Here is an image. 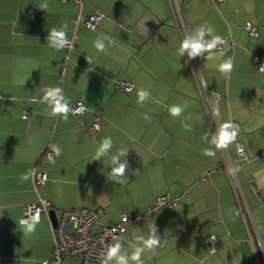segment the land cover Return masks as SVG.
Instances as JSON below:
<instances>
[{"label": "crops", "instance_id": "1", "mask_svg": "<svg viewBox=\"0 0 264 264\" xmlns=\"http://www.w3.org/2000/svg\"><path fill=\"white\" fill-rule=\"evenodd\" d=\"M173 1L183 31L168 0H0V264L50 259L52 229L72 208L99 211L93 230L138 216L116 241L121 254L142 247L155 225L161 245L145 249L144 264H264V72L253 62L264 60V0ZM92 13L101 15L96 26L77 24ZM247 22L255 35L243 29ZM64 24L66 39L75 33L73 46L50 47V31ZM201 25L212 27L223 45L181 57V41ZM97 38H107L103 52L94 46ZM229 58L234 66L225 74L219 66ZM199 79L215 101L217 129ZM119 80L131 90H116ZM57 87L83 111L66 120L54 116L43 97L45 88ZM141 88L150 93L143 103ZM173 105L184 107L182 115L169 113ZM95 114L100 126L91 135L85 127ZM226 121L239 135L227 149H215L211 141ZM105 137L112 149L95 160ZM205 148L216 156L204 155ZM47 149L53 161L43 159ZM121 150H127L119 157L128 165L124 184L110 175L111 155ZM34 168L46 176L36 187ZM158 196L169 203L150 210ZM39 199L50 202L40 220L22 222L25 207ZM66 229L72 231L71 223Z\"/></svg>", "mask_w": 264, "mask_h": 264}, {"label": "built area", "instance_id": "2", "mask_svg": "<svg viewBox=\"0 0 264 264\" xmlns=\"http://www.w3.org/2000/svg\"><path fill=\"white\" fill-rule=\"evenodd\" d=\"M71 1L77 5H80L82 0H62ZM215 2H221L223 0H214ZM172 11L175 14L176 26L179 30L183 31V22L179 17V8L176 6L173 0H168ZM101 18V15L92 13L84 17L78 18V23L82 22L87 28H93L96 26ZM243 29L250 35L256 34V26L245 23ZM75 41V33L70 39H66L65 43L58 45L64 48H69L73 46ZM223 41L218 44L223 45ZM254 65L260 70L261 66H264V60L258 57H253ZM199 87L201 92L205 97V106L207 109L208 116L214 124L215 129L218 128L217 125V108L215 101H210L207 98V90L204 83L199 79ZM114 88L119 91L128 92L131 90L132 85L126 81H116ZM51 89L45 88L44 95L47 94ZM71 114L77 115L83 111V105L77 102L71 105ZM27 111L24 112V115ZM100 124V115L95 114L93 120L88 124L85 129L88 134H94L98 129ZM237 152L243 154V148L239 142L236 143ZM43 159L46 161H53L55 159L54 154L51 150H45L43 153ZM46 179L45 173L43 171H38L35 168L31 172V182L33 187L42 184ZM168 200L165 196H158L154 204L149 208L153 210L158 206L168 204ZM50 202L45 199H39L37 202L28 204L25 207L24 218L22 222H26L27 219H32L37 222L40 220L41 215L45 213L46 208L49 206ZM170 204L174 205V202ZM99 211L89 210L84 208H72L65 210L61 213L60 219L54 229H52V250L51 257L48 260L43 261V264H62L66 258H77L79 264H107L108 251L116 244L121 232L124 230L125 226L133 219H137L138 216L130 218L128 216L122 215L121 220L117 223H112L108 225H101L97 230H93V225L98 221ZM71 223L72 231H67V224ZM208 244L213 248L215 240L213 237L207 238Z\"/></svg>", "mask_w": 264, "mask_h": 264}, {"label": "clouds", "instance_id": "3", "mask_svg": "<svg viewBox=\"0 0 264 264\" xmlns=\"http://www.w3.org/2000/svg\"><path fill=\"white\" fill-rule=\"evenodd\" d=\"M67 24L61 26L60 29H52L48 36V42L50 47H57L58 45H62L66 41L67 36ZM214 29L207 25H201L198 27L196 35L191 37H186L181 41L179 54L181 57L184 56L185 52H187L188 57L190 59L196 58L198 56H202L205 52L211 53L212 50L216 49L217 45L220 44L223 39L218 35H213ZM206 35H212V39L206 41L204 37ZM107 38H97L94 43L95 48L99 52H103L105 50V41ZM233 61L229 58L224 60L219 68L220 71L225 74L229 73L233 68ZM260 71L264 72V66L260 67ZM21 85L25 84V81H18ZM138 102L143 103L145 100L149 99L150 93L145 89L141 88L137 92ZM43 100L47 102L51 109V113L55 115H63L66 120L68 114L72 109L70 108V101L62 94L60 88H52L47 94L43 97ZM169 113L173 117H179L182 115L184 111V107L180 105H173L168 109ZM144 119L150 120L151 118L147 115L144 116ZM186 130L191 131V126L188 124H184ZM239 135L238 127L231 121H226L222 123L213 136L211 143L214 145L215 149H227L230 144H232ZM113 146V141L111 137H105L98 146V150L95 153V160L101 159V157L106 156L110 153ZM56 154H60V149H54ZM203 153L209 157H215L216 152L212 148L203 149ZM127 150L118 151L117 154L111 155V161L116 163V166L111 170V177L116 178L119 184L126 183L125 173L128 169L127 162L120 163L119 157L126 155ZM234 171H238L235 169ZM21 179L27 180L28 176L24 175ZM36 229V223H30L27 225L28 234L34 233ZM150 236L147 240L144 241L142 247H136L130 254H121V245L116 244L112 246L107 255L108 259H115L116 264H144L142 260V255L147 249L149 252H154V250L161 245L160 237L156 233L155 225L150 229Z\"/></svg>", "mask_w": 264, "mask_h": 264}]
</instances>
